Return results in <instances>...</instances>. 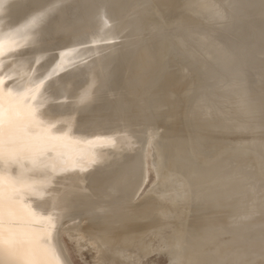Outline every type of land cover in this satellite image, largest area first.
Returning <instances> with one entry per match:
<instances>
[{"label": "bare ground", "instance_id": "6f19581e", "mask_svg": "<svg viewBox=\"0 0 264 264\" xmlns=\"http://www.w3.org/2000/svg\"><path fill=\"white\" fill-rule=\"evenodd\" d=\"M258 55L264 0H0V264H264Z\"/></svg>", "mask_w": 264, "mask_h": 264}, {"label": "rangeland", "instance_id": "374dc122", "mask_svg": "<svg viewBox=\"0 0 264 264\" xmlns=\"http://www.w3.org/2000/svg\"><path fill=\"white\" fill-rule=\"evenodd\" d=\"M206 15V14H205ZM203 16V15H202ZM204 17V16H203ZM207 17V16H206ZM205 18V17H204ZM20 19H22V17L20 18ZM22 21H27L26 19H22ZM176 23V22H175ZM174 22L173 23H171V26L172 25H174L175 24ZM248 34V33H247ZM250 34V33H249ZM118 40H120L119 38H118ZM117 40V41H118ZM40 47H41V45H40ZM249 52H251V54H254V52L256 53V51L255 50H253V52H252V50L250 51V49H249ZM255 55V54H254ZM264 57V56H263ZM263 57H260V55H258L257 56V58H262V59H264ZM261 59V60H262ZM216 60H219L218 58L216 59ZM216 60H214L215 62H213V63H217V62H219V61H216ZM121 77V80H123L122 79V77H123V75L122 76H120ZM125 78V77H124ZM120 79V78H119ZM116 93V92H115ZM117 94L119 95V92L117 91ZM117 94H112V96H110V94H108V96L111 98V97H113V99H116L117 97L116 96H118ZM115 96V97H114ZM109 97H106V96H104L103 98L105 99H102V100H104L105 102L106 101H108V99H109ZM107 98V99H106ZM112 99V98H111ZM101 99L99 100V101H101L102 103H98V104H103V101H102ZM110 100V99H109ZM98 101V102H99ZM104 102V103H105ZM247 134V133H246ZM245 134V135H246ZM219 135H220V133H219ZM219 135H217V136H219ZM244 135V134H243ZM243 135H241V136H243ZM248 136H250L249 135V133L247 134ZM246 135V136H247ZM246 136H243V137H246ZM229 137V136H228ZM233 137V136H232ZM230 139H231V136L229 137ZM147 161L149 162V160H150V157L149 156H147ZM250 170H253V169H249V168H247V169H245L244 170V172H248V171H250ZM147 177H146V180H145V183H144V185H143V187H142V189H141V196L151 187V185H152V182H154L153 180H154V173H153V170H152V167H150V165H147ZM248 199V198H247ZM246 199V200H247ZM63 239H64V241H65V244H66V247H67V249H68V251H69V254H70V256H71V258H72V260H73V262H74V264H89V263H91V264H93L92 262V260H93V258H92V254H91V252H89L88 250H83L82 251V253H80L79 251H77V249L75 248L76 247V245L74 244V241L72 240L71 241V239H69L66 235H63ZM163 249H159V251L158 252H154L153 253V255L152 256H155V257H153V258H160L159 259V262H160V264H166V262H168V258H166L167 256H164V255H166L165 253H164V251H162ZM77 251V252H76ZM80 253V254H79ZM163 255H162V254ZM155 254V255H154ZM81 255V256H80ZM160 257H159V256ZM162 256V257H161ZM156 258V259H157ZM157 259V260H158ZM158 262V261H157ZM162 262V263H161Z\"/></svg>", "mask_w": 264, "mask_h": 264}]
</instances>
